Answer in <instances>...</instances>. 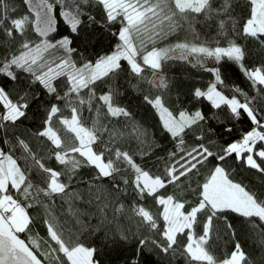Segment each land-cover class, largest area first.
<instances>
[{"label": "snow or ice", "instance_id": "obj_1", "mask_svg": "<svg viewBox=\"0 0 264 264\" xmlns=\"http://www.w3.org/2000/svg\"><path fill=\"white\" fill-rule=\"evenodd\" d=\"M248 4L247 19L238 29L232 0H23L26 13L19 17H15L17 8L9 0H0V35L4 37L0 44L5 49L0 57V144L10 145L7 151L0 146V264H98L96 249L76 240L54 215L57 199L68 205L80 229L92 228L81 216L96 215L99 223L94 230L104 231L106 240L134 241L135 252L127 264H140L138 257L145 251H179L188 264H250L239 241L223 259H217L209 244L211 233L217 230L216 221L235 235L229 213L243 218L264 244V193L247 188L225 167L234 157L247 169L264 175V63L246 66V49L235 38H251L264 48V0H248ZM93 9L102 13V21ZM117 23L118 31L112 33L117 43L109 52L94 60L78 57L75 38L85 25L111 28ZM201 23L215 26L214 46L201 40L197 27ZM61 25L67 34H60ZM176 33H184V39L156 46ZM209 59L217 65L224 60L236 64L256 95L238 86L230 89L232 95L225 94L219 67H206ZM173 60L211 73L214 80L206 90L195 88L193 98L209 102L214 110L227 109L231 119L246 116L250 130L220 152L213 151L209 136L197 135L210 119L204 111L166 106L164 90L170 85L161 73L164 64ZM123 62L133 78L147 80L161 93L143 97L173 142V150L157 158L162 167L156 173L145 170L134 158L155 155L160 148L155 136L119 105L118 90L109 86L98 95L97 86L117 77L124 70ZM148 70L151 80L145 75ZM61 80L63 94L58 91ZM6 83L14 87L8 88ZM33 86L53 101L42 106L45 117L41 130L21 131L32 104L40 98L31 91ZM132 87L140 90L139 83ZM85 107L89 112L95 109L91 127L83 115ZM65 110L70 111V117L64 115ZM121 121L123 127H116ZM220 126L228 134L234 131L233 126ZM208 132L215 134V129L210 125ZM31 139L40 142L39 152L30 146ZM133 142L135 153L131 148L125 150L124 146ZM97 145L104 147L97 151ZM16 152H20L19 157ZM53 157L61 170L47 166L45 161ZM82 168L94 170L87 193L78 191L73 183ZM122 168L134 178L121 176L117 180ZM32 176L38 178V184L32 182ZM121 181L131 185L129 195L137 198L127 211L119 202L127 192ZM105 182L108 186L101 187ZM184 182L197 197L195 203L189 204L176 194H162L173 185L180 190ZM146 198H151L160 211L153 212L139 203ZM77 201L95 204L96 212H80L75 208ZM34 207L44 210L45 247L29 234L34 221L28 210ZM201 217L206 219L202 234L197 235ZM122 220H127L129 227ZM21 234L29 235L23 239ZM181 237L186 238L182 247Z\"/></svg>", "mask_w": 264, "mask_h": 264}, {"label": "trees", "instance_id": "obj_2", "mask_svg": "<svg viewBox=\"0 0 264 264\" xmlns=\"http://www.w3.org/2000/svg\"><path fill=\"white\" fill-rule=\"evenodd\" d=\"M9 3L11 6L17 8V12L14 14L15 17L22 16L26 13L23 0H9ZM232 3L234 6L233 15L237 21V27L238 29H242V21L247 19L250 11V5L248 4V0H232ZM93 14L97 16L98 20H103L101 12L93 9ZM197 27L201 32V40L212 42L214 46L213 38L215 37V26L209 27L201 23V25H198ZM118 28L119 23L111 28H106L101 25H97L96 27L85 25V30H82L79 33V36L75 38L74 46L78 49V57L81 59L87 58L94 60L97 56L109 52L117 43V40L112 33L118 31ZM67 32V28L61 25L60 34L64 35L67 34ZM29 37L35 39V36L32 33H29ZM235 38L237 39V42L246 49V66L256 67L261 63H264V48H261L259 44L251 38H245L243 36ZM3 39L4 37L0 35V41ZM183 39L184 33H176L169 36L167 40L158 41L156 46L165 47L169 44H175L178 41H182ZM224 43H226V41ZM4 54L5 49L3 45L0 44V57ZM214 67H219L220 69L221 78L225 82V87L223 89L225 94L232 95L230 89L238 86L243 91L248 92L249 95H256L255 89L251 87L250 82L246 77H244L240 68L236 64L224 60L219 65L215 63ZM123 69L124 70L121 71L117 77L97 86L98 95L107 91L109 86L118 90L119 105L128 109L132 113L135 122L142 125L143 128L147 129L150 134L155 136L158 144L160 145V148L155 152V155L151 156V158H141L138 155H134V158L137 163H140L141 166L145 168V170L156 173L158 169L162 167L161 164L157 163V158L166 157L167 152L173 150V142L162 131L158 114L152 106L144 100L143 97L145 95L154 97L155 95H159L161 93L157 92L155 88H152L151 85L147 83V80L137 81V79L133 78L127 70L126 62H123ZM161 74L169 81L170 85L167 90H164L166 106L170 109H185L190 112L200 109L209 116V121L202 125V133L198 132L197 135L204 134L209 136L210 140L213 142V151L220 152L223 147H226L227 143L238 139L244 131L250 130L252 127L246 116L242 115L240 120L231 119L227 109H224L223 111L214 110L211 109L209 102L193 98L192 93L195 88L200 87L202 90H206L208 84L214 80V76L211 73L206 72L201 68H193L186 62L173 60L164 64L163 72ZM145 75L148 80L152 79L151 70L146 71ZM21 83H24L23 76H21ZM138 83L140 84L139 91L132 87V85H136ZM6 87L12 88L14 85L6 83ZM63 90L64 81L61 80L58 86V91L63 94ZM31 91L39 93L40 98L32 104L29 112V118L24 121L21 131L30 130L31 132H38L41 130L43 119L45 117V112L42 106L49 101H53V97L44 95L41 92V89L37 86H33ZM259 103L260 101H257V104ZM60 106L63 107V104L61 103ZM64 115L70 117V111L65 110ZM83 115L87 121V126L91 127L92 118L95 115V109H93L92 112H89L85 107ZM123 123L124 122L121 121L120 124L115 126L122 128ZM221 123L224 124V127L233 126L234 131L231 134H228L224 131V128L220 126ZM210 125L215 129V134L208 132ZM106 139L107 135H105V140ZM29 142L34 151H40V142L35 139H31ZM0 146H2L5 151H7L10 147V145L2 144H0ZM103 147L104 145H97L95 146V150L99 151ZM124 148L125 150L131 148L132 152L135 153L136 145L133 142L130 145H125ZM15 155L19 157L20 152H16ZM20 162L23 163L22 160ZM45 162L47 166L53 167L56 170H61L62 168V166L55 162L54 157L46 160ZM225 167L232 174L233 178L243 182L247 188L257 193H264V175L257 173L255 170L247 169L244 165L236 161L234 157L225 162ZM93 175L94 170L91 168L80 169L77 179L73 181L74 185H78L77 190L87 193V182ZM121 176H126L129 180L134 178L129 170L123 168L121 174L117 176V180H120ZM30 178L34 184L39 183L38 178L34 176ZM107 186V182L101 185V187ZM194 186L195 185H193V187ZM121 187L126 188L127 192L123 194L124 198H121L119 202L125 204V210L127 211L128 207L137 202V198L134 195H129L132 193L131 185L125 186L121 181ZM182 190L185 193V197L184 200L183 198H181V200L187 201L189 204H193L197 201V197L187 186V182L183 183L180 190H177L175 185H173L168 188L167 193L162 192V194H176V191H178L180 197ZM93 192H95V189H93ZM86 200L87 195L85 196V201ZM139 203L143 204L153 212L160 211V209L155 206L154 201L151 198H146L145 201H140ZM75 208H77L80 212H96L95 204L89 206L84 201H77ZM52 210L54 215H56L63 224L65 230H70L76 240L84 243L85 246L96 249L95 259L98 264H127V262L132 258L136 248L135 242L129 241L114 243L111 239L106 240L104 231L94 230L99 223L96 215H91L90 217L81 216L80 219L90 223L92 228L80 229L79 225L76 224V218L69 214L67 204L57 199ZM28 211L34 221L31 233L29 234L39 239L42 247H45L43 241L47 239V231L46 227L43 225L44 210L43 208L34 207ZM108 216L109 219H111L112 213L109 212ZM228 216L230 222L233 224L235 235H233L230 230H226L222 222L216 221L217 230L211 233L209 238L210 249L213 254L217 257V259H223L230 255L235 242L239 241L250 264H264V244H261L260 238L250 230V226L243 220V218L231 213H229ZM205 219V217H201L200 226L196 231L197 235L202 234V224ZM121 223L124 224L125 227H129L127 220H122ZM131 226L133 230H135L134 224ZM29 234H21V238L27 239V235ZM180 240V246L182 247L183 243L186 242V238L181 237ZM138 259L140 264H188L187 259L180 255L179 251L171 254H162L157 251H145L138 257Z\"/></svg>", "mask_w": 264, "mask_h": 264}, {"label": "rangeland", "instance_id": "obj_3", "mask_svg": "<svg viewBox=\"0 0 264 264\" xmlns=\"http://www.w3.org/2000/svg\"><path fill=\"white\" fill-rule=\"evenodd\" d=\"M215 63H216V62H215L214 60L209 59V60L206 61V67H214ZM152 79H153V77H152ZM178 193H179V192L176 191V195H177V197H178L179 199L183 198V200H184V197H185V193H184V191L182 190V193L180 194V197H179V194H178Z\"/></svg>", "mask_w": 264, "mask_h": 264}]
</instances>
